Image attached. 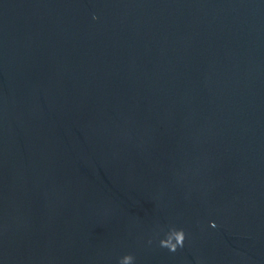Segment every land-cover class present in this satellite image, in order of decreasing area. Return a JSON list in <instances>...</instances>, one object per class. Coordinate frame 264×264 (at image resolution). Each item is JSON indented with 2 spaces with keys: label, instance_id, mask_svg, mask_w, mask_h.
Returning <instances> with one entry per match:
<instances>
[{
  "label": "water",
  "instance_id": "water-1",
  "mask_svg": "<svg viewBox=\"0 0 264 264\" xmlns=\"http://www.w3.org/2000/svg\"><path fill=\"white\" fill-rule=\"evenodd\" d=\"M127 253L264 264V0H0V264Z\"/></svg>",
  "mask_w": 264,
  "mask_h": 264
},
{
  "label": "clouds",
  "instance_id": "clouds-1",
  "mask_svg": "<svg viewBox=\"0 0 264 264\" xmlns=\"http://www.w3.org/2000/svg\"><path fill=\"white\" fill-rule=\"evenodd\" d=\"M93 19H98V17L93 16ZM210 226L213 228L217 227L214 222H210ZM158 229L156 237H159L160 232H163V238L158 239V247L165 248L172 253H175L178 249H182L184 247L187 234L183 228L169 226L167 231H165L163 228L158 226ZM153 243L154 238H149L147 240L148 245L151 246ZM117 264H136V257L131 253L124 254L118 259Z\"/></svg>",
  "mask_w": 264,
  "mask_h": 264
}]
</instances>
